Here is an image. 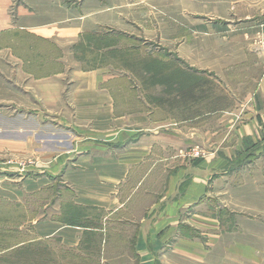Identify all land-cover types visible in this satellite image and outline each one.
<instances>
[{"label": "rangeland", "instance_id": "374dc122", "mask_svg": "<svg viewBox=\"0 0 264 264\" xmlns=\"http://www.w3.org/2000/svg\"><path fill=\"white\" fill-rule=\"evenodd\" d=\"M234 1L0 0L14 23H35L41 30L55 31L52 39L26 30L0 33V256L17 244L39 240L34 221L58 207L60 219L67 223L101 228L86 231L77 248L58 239H41L55 251L59 264H137L132 248L136 224L145 213L149 223L160 215L164 204L158 198L167 175L160 161L169 153L152 154L151 160L158 159L152 179L112 214L71 202L72 190L63 183L68 165L54 166L61 154L59 143L65 141L63 147L71 142L106 143V132L124 130V144L133 145L156 131L183 144L171 151L173 161L215 160V147L227 136H213L219 126L211 114L245 97L252 81H242L248 75L243 69L252 65L255 73V62L264 60V50L259 49L260 41L264 43V17L251 25ZM71 29H76L74 36ZM248 48L254 50L253 56ZM52 75L60 95L57 104L44 102L41 89L42 79ZM91 79L97 81L95 91L108 96V103L96 105L99 111L108 106L106 126L84 114L93 109L92 103L76 101L90 89ZM196 82H200L196 89L184 93ZM241 143L249 148L252 140L244 138ZM198 150L200 157L195 155ZM249 154V149L238 151L231 163L244 165ZM147 166L132 174L122 191L124 198ZM47 171L51 183L38 193H24L26 179ZM247 181L230 190L222 188L218 207L224 228L235 226L242 239L256 244L255 251L232 262L224 257L223 246L221 261L207 264H264V182ZM155 201L158 209L149 213Z\"/></svg>", "mask_w": 264, "mask_h": 264}, {"label": "crops", "instance_id": "0c3cea01", "mask_svg": "<svg viewBox=\"0 0 264 264\" xmlns=\"http://www.w3.org/2000/svg\"><path fill=\"white\" fill-rule=\"evenodd\" d=\"M234 2L242 8L244 19L249 20L251 25L255 26L264 17L263 0ZM6 10V5H0V33L26 30L45 39L54 38V28L41 30L35 23H14L12 18L6 15ZM69 34L74 36L76 29L69 30ZM251 49L248 48L247 52L253 56L254 50ZM255 65V73L252 65L243 69L248 75H245L242 81H252L251 85L248 84L245 97L233 99L235 105L227 110L217 108L219 113L211 114L217 117L219 126V129L214 128L212 131L213 136H227L215 147L218 150L215 160L196 158L191 163L184 162L185 160L173 161L170 159L173 156L171 151H178L183 144L163 137L156 131L141 137L133 145L124 144V130L111 134L109 131L104 132L103 139L105 138L106 143L91 142L86 146H78L71 142L68 147H63L65 141H60L58 148L61 149V154L54 166L64 168L68 165L64 171L63 183L72 190L71 202L89 210L111 211L112 214L124 208L129 199L136 195L135 191L139 192L140 187L152 179L158 163V159L151 160L152 154L158 150L164 154L169 153L168 157L165 154L166 158L160 161L164 162L162 166L167 175L164 190L158 198L164 204L159 210L158 219L149 223L145 213L139 223L133 221L136 229L132 248L137 264H207L210 261L219 263L223 246L224 257L232 262L243 261L249 256V251L254 253L253 246L256 244L242 239L235 226L224 228L218 203L223 193L222 188L230 190L238 183L248 182V178H252L256 184L264 182V60L255 62ZM55 80L53 75L42 79L44 102H60ZM88 87L90 89L79 94L80 98H76V101L92 103L93 109H88L84 114L93 115L92 117L100 120L101 126H106L110 118L108 106L106 110L99 111L96 105L108 103V96L95 91L98 89L96 79H91ZM198 117L200 115L195 118ZM249 137L252 144L246 148L241 141ZM224 141L228 142L227 145ZM248 149V156L251 157L247 163H231L238 151ZM146 166L148 168L144 171V177L138 180L131 195L124 198L122 191L132 179V174L135 170L145 169ZM40 171L42 170H38V173ZM50 175L52 174L47 171L45 176L26 179L24 193L40 192L51 183ZM17 192L14 191L18 196ZM148 195L151 196L150 192ZM9 199L14 200L13 197ZM158 205L155 201L150 210L148 208L149 213H154ZM58 209L53 207V210H50L52 213L43 214L34 221L33 229L37 239H58L64 246L77 248L82 246L86 231L101 230L99 227L87 228L67 223L60 219L61 210ZM261 213L264 215L262 210Z\"/></svg>", "mask_w": 264, "mask_h": 264}, {"label": "trees", "instance_id": "16d2710c", "mask_svg": "<svg viewBox=\"0 0 264 264\" xmlns=\"http://www.w3.org/2000/svg\"><path fill=\"white\" fill-rule=\"evenodd\" d=\"M199 85L200 82H196L188 86L184 93L196 89ZM10 248L0 256V264H59L55 251L45 240H28Z\"/></svg>", "mask_w": 264, "mask_h": 264}, {"label": "built area", "instance_id": "2783aa9c", "mask_svg": "<svg viewBox=\"0 0 264 264\" xmlns=\"http://www.w3.org/2000/svg\"><path fill=\"white\" fill-rule=\"evenodd\" d=\"M261 44V45H260ZM259 49H263L264 50V43L262 42V41H260V43H259ZM263 45V46H262ZM195 155L197 156V157H200V156H202V153H201V151H196V153H195Z\"/></svg>", "mask_w": 264, "mask_h": 264}]
</instances>
